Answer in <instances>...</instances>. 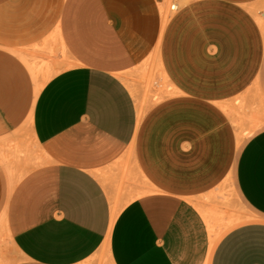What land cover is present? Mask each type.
<instances>
[{"label": "crops", "instance_id": "0c3cea01", "mask_svg": "<svg viewBox=\"0 0 264 264\" xmlns=\"http://www.w3.org/2000/svg\"><path fill=\"white\" fill-rule=\"evenodd\" d=\"M164 4L0 0V140L26 122L41 155L0 170L8 264H264V128L236 150L225 109L264 96V0ZM156 52L174 94L141 119L122 78ZM227 180L255 220L214 236Z\"/></svg>", "mask_w": 264, "mask_h": 264}, {"label": "rangeland", "instance_id": "374dc122", "mask_svg": "<svg viewBox=\"0 0 264 264\" xmlns=\"http://www.w3.org/2000/svg\"><path fill=\"white\" fill-rule=\"evenodd\" d=\"M187 2L188 0H181V8ZM160 14L162 23L165 22V25L174 15L168 12L166 4L160 6ZM44 80L45 77L43 76L38 82ZM122 80L129 89L137 109L141 110V119L146 117L155 105L174 94L170 91L168 80L161 68L158 52L152 54L142 64L126 72ZM240 99L241 101L231 104V109L225 108L231 110V123L235 133L236 150L241 148L254 132L264 128V96L261 94L258 83ZM238 137L240 138L239 145L237 144ZM40 161L39 149L32 140L26 122L13 134L0 140V170L6 180L8 189L24 174L36 167ZM126 170L127 165L123 168L124 173ZM124 180H127V178H124ZM134 181H136V178H134ZM122 195H124V192L118 186L116 189V207L118 211L129 201L127 198H121ZM196 206L206 223L210 221L208 228L214 236L217 233L222 236L239 224L255 220L239 202L230 180L222 184L213 198L200 200L196 203ZM8 248L9 239L6 236L4 221L0 217V264H8L6 253Z\"/></svg>", "mask_w": 264, "mask_h": 264}, {"label": "built area", "instance_id": "2783aa9c", "mask_svg": "<svg viewBox=\"0 0 264 264\" xmlns=\"http://www.w3.org/2000/svg\"><path fill=\"white\" fill-rule=\"evenodd\" d=\"M168 12L176 14L181 9V0H165Z\"/></svg>", "mask_w": 264, "mask_h": 264}, {"label": "bare ground", "instance_id": "6f19581e", "mask_svg": "<svg viewBox=\"0 0 264 264\" xmlns=\"http://www.w3.org/2000/svg\"><path fill=\"white\" fill-rule=\"evenodd\" d=\"M163 14V13H162ZM165 15V14H164ZM165 24V22L162 23V25ZM42 87L41 84H38L37 87H36V93H38V91L40 90V88ZM138 116L139 118H141V110L138 109Z\"/></svg>", "mask_w": 264, "mask_h": 264}]
</instances>
